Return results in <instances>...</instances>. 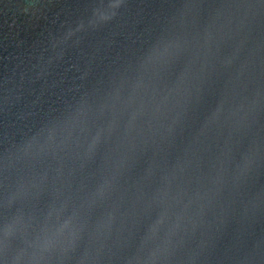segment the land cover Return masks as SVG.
<instances>
[{"label":"water","instance_id":"1","mask_svg":"<svg viewBox=\"0 0 264 264\" xmlns=\"http://www.w3.org/2000/svg\"><path fill=\"white\" fill-rule=\"evenodd\" d=\"M0 264H264V0H0Z\"/></svg>","mask_w":264,"mask_h":264}]
</instances>
